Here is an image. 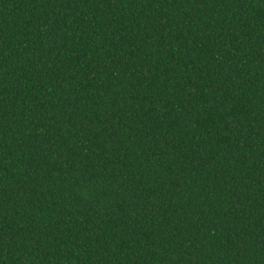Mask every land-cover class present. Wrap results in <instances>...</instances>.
I'll return each instance as SVG.
<instances>
[{"label": "trees", "instance_id": "obj_1", "mask_svg": "<svg viewBox=\"0 0 264 264\" xmlns=\"http://www.w3.org/2000/svg\"><path fill=\"white\" fill-rule=\"evenodd\" d=\"M0 264H264V0H0Z\"/></svg>", "mask_w": 264, "mask_h": 264}]
</instances>
